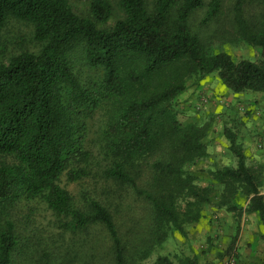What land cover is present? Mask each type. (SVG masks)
I'll return each mask as SVG.
<instances>
[{
  "label": "trees",
  "instance_id": "1",
  "mask_svg": "<svg viewBox=\"0 0 264 264\" xmlns=\"http://www.w3.org/2000/svg\"><path fill=\"white\" fill-rule=\"evenodd\" d=\"M245 2L258 16L244 15ZM118 3L123 17L106 26L107 0H90L88 16L76 14L68 0H0V31L17 20L41 43L37 52L0 61V264L19 263L30 246L12 212L34 199L54 216L61 238L51 250L38 248L40 261L139 264L171 233L183 232L184 223L198 221L199 206L210 202L188 170L207 153L206 130L181 124L175 109L187 82L216 73L232 93L264 92V0H234L232 38L259 50L256 59L238 61L208 53L189 24L202 8L200 25L218 19L220 0H153L151 8L145 0ZM228 134L236 165L213 176L233 197L243 194L242 211L264 225V197ZM94 175L130 192L143 217L117 222L98 199L78 204L61 181Z\"/></svg>",
  "mask_w": 264,
  "mask_h": 264
},
{
  "label": "rangeland",
  "instance_id": "2",
  "mask_svg": "<svg viewBox=\"0 0 264 264\" xmlns=\"http://www.w3.org/2000/svg\"><path fill=\"white\" fill-rule=\"evenodd\" d=\"M112 12L106 22V26H111L114 22L123 17L118 0H107ZM148 8L152 7L153 0H145ZM210 0H205L209 2ZM222 11L218 19L208 25H200V21L204 15L205 8L197 10L189 19V24L194 31L200 36L208 53L226 52L234 61L241 59L254 60L259 55V50L255 46H251L243 41L233 39L232 28V6L234 0H220ZM71 9L78 15L88 16L90 0H68ZM259 10L253 5L245 2L244 15L249 18L258 16ZM41 47V43L32 37V28L30 25L10 20L0 31V61L7 63L8 60L22 52H37ZM83 74H87L83 71ZM207 82L208 85L215 88L216 94L208 93L198 86ZM259 92L246 91L243 93H232L226 89L221 83L216 73L206 76L199 84L191 81L187 82V89L175 99V109L177 119L183 125L195 124L206 130L204 142L206 143V155L198 159L195 163L188 166V170L193 174L195 184L200 188H205L210 199L209 203L199 206L202 219L204 216L210 215L211 211L224 209L233 211L239 217L243 212L247 199L239 191L230 194L229 190H224L219 184L213 173L224 167H235L236 157L229 149V134L235 138V144L241 148L239 142V129L241 125L247 123L254 111L257 109L259 116L263 113L261 105H257L255 110L248 109L254 106L252 100L248 96L258 94ZM202 99H206L205 101ZM256 102L260 100L255 99ZM252 104V105H251ZM247 108V109H244ZM261 108V109H260ZM3 160H8L4 158ZM246 166L254 177L258 190L264 187V170H258L247 162ZM62 183L70 191L75 201L80 204L84 197H92L100 200L115 215V220L131 221L143 217L144 209L140 202L136 201L133 195L125 189H120L114 184L104 181L99 176L81 179L74 183L65 181L62 177ZM231 197V198H227ZM226 202L222 205V201ZM234 206V210L230 208ZM183 203L178 206L179 211L183 210ZM13 219L18 228L23 232V236L32 238L30 246L24 251L19 263L15 264H45L43 259L39 260L38 248H48L51 250L53 246H59L61 238L55 226L54 216L46 209L44 203L39 199L30 201H21L16 204L12 212ZM259 219V218H258ZM184 223L183 232H173L166 240L156 247L151 254L139 264H154L157 258H166V263L161 264H180L186 260H195L196 264H225V260L229 255V251L234 250L237 254V236L223 243L222 238L218 235L209 236L194 240L192 236V228L200 222ZM260 221V220H259ZM263 225V223L260 221ZM264 226V225H263ZM23 227L25 229H23ZM53 240V241H52ZM65 241L68 238L64 239ZM215 241L216 243H213ZM192 242L194 243L192 245ZM198 243V248L196 247ZM185 244L187 246L185 247ZM192 245V246H190ZM202 245V248H199ZM197 248V249H196ZM197 250L203 256L211 255V259L200 261L196 258ZM73 254V253H72ZM201 256V257H203ZM194 257V258H192ZM237 257V255H236ZM60 260H55L52 264H62ZM238 259V264L239 263ZM72 264H81L80 260Z\"/></svg>",
  "mask_w": 264,
  "mask_h": 264
},
{
  "label": "crops",
  "instance_id": "3",
  "mask_svg": "<svg viewBox=\"0 0 264 264\" xmlns=\"http://www.w3.org/2000/svg\"><path fill=\"white\" fill-rule=\"evenodd\" d=\"M202 89L208 93L216 94L214 87L204 82L202 85L193 86ZM249 100H254V106H249L248 109L255 110L257 105H261V117L257 109L254 111L252 118L241 125L239 129V142L244 157V161L257 168L264 170V92L252 94L248 96ZM255 99L260 100L256 102ZM255 108V109H254ZM247 109V108H244ZM264 175V173H263ZM259 194L264 197V187L259 190ZM208 216L202 217L199 224L192 228V236L194 240L203 238L207 239L209 236L218 235L222 238V242L231 240L232 237L237 236V259L240 264H264V226L260 223L258 216L254 212H242L240 217L233 211H226L224 209L211 211ZM213 243H216L213 241ZM194 243L192 242V245ZM190 245V246H192ZM187 244H185V247ZM198 243H196V247ZM198 248V247H197ZM196 248V249H197ZM202 248V245H199ZM204 255V254H203ZM198 250L196 258L200 261L211 259V255L203 256ZM203 256V257H201ZM194 258V257H192Z\"/></svg>",
  "mask_w": 264,
  "mask_h": 264
},
{
  "label": "built area",
  "instance_id": "4",
  "mask_svg": "<svg viewBox=\"0 0 264 264\" xmlns=\"http://www.w3.org/2000/svg\"><path fill=\"white\" fill-rule=\"evenodd\" d=\"M202 100L205 101L206 99H202ZM225 264H238V259L236 257V253L234 250L226 258Z\"/></svg>",
  "mask_w": 264,
  "mask_h": 264
}]
</instances>
